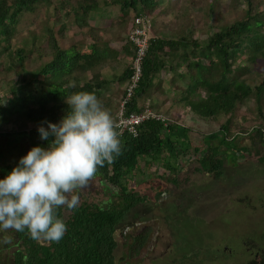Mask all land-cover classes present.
<instances>
[{"label": "trees", "instance_id": "16d2710c", "mask_svg": "<svg viewBox=\"0 0 264 264\" xmlns=\"http://www.w3.org/2000/svg\"><path fill=\"white\" fill-rule=\"evenodd\" d=\"M208 3L203 12L207 27L203 32L198 29L201 36H207L206 46L194 36L197 27L192 16L189 25L178 26L179 31L149 36L140 80L125 101L123 111H141L146 99L160 90L199 118L217 121L224 116V121L218 122L221 137L215 131L203 134L201 144L193 147L198 169L218 177L224 163L218 153L222 145L235 141L240 130L247 129L249 119L239 115L241 106H245L246 112L258 113V118L250 120L254 124L251 130L263 141L264 0H235L225 14L220 11L218 0ZM160 5V0H0V72L4 73L0 137L8 139L7 146L12 141L26 144L18 149L13 161H8L0 143V179L32 147L49 146L53 137L42 140L35 125L61 121L70 111L67 97L74 93H94L116 119V110L125 97L124 86L133 74L132 62L121 69L119 60H132L135 48L127 39H114L128 28L125 15L119 23L101 29V35L96 34L90 22L114 8L152 21L153 14L157 19L158 12H167L159 10ZM23 12L34 15L37 21L43 14L49 29L41 30L34 23V28L26 27V34L20 36L21 45L14 46V26L18 14ZM231 17L237 19L229 22ZM76 26H87L81 35L83 40L91 39V43L84 51L68 34ZM174 54L181 62H174ZM182 65L183 72L178 70ZM113 66L119 68L118 74L108 78L107 68ZM162 72H171L167 89L161 85ZM244 75L250 84L243 81ZM239 82L246 86V91L236 87ZM111 86L117 88V93L110 92ZM5 127L11 131L6 132ZM190 134H194L192 127L155 119L143 121L136 136L122 132L121 154L113 163L99 168L91 182L97 192L93 194L89 188V194L75 210H59L67 223V232L59 242H37L27 230H12V241L5 247L12 249L13 264H115L118 225L147 199L135 189L130 176L143 173L141 162L162 166L166 175L171 176L168 172L179 169V160L186 164L187 150L193 145ZM149 232V227H143L131 236L126 252L129 259L138 257Z\"/></svg>", "mask_w": 264, "mask_h": 264}, {"label": "rangeland", "instance_id": "374dc122", "mask_svg": "<svg viewBox=\"0 0 264 264\" xmlns=\"http://www.w3.org/2000/svg\"><path fill=\"white\" fill-rule=\"evenodd\" d=\"M218 1L220 11L224 14L235 2ZM160 3L159 10L166 9L167 12L164 14L158 12L157 19L153 14L152 21L147 17L150 21L148 36L179 31L181 28L178 29V26L189 25L192 16L197 27L194 36L202 39L204 46L207 45V36H201L198 29H202L203 32L207 27L203 12L209 4L208 0H160ZM109 13L115 15L111 16ZM124 15L128 28L124 33L114 37L115 40L123 41L127 39V32L133 19L130 11L120 13L114 8L103 16L95 17L90 25L96 34L101 35V29L119 23ZM176 16L179 18L176 19ZM18 19L12 39L14 46L21 45L20 36L26 34V27L34 28L36 25L34 23H38L41 30L49 29L43 14L39 16L38 21L34 15L24 12L18 14ZM236 19L237 17H231L229 22ZM86 30L87 26H76L68 33L81 51L88 49L91 43V39H82L81 33ZM191 49L189 47V50ZM131 62V58L122 57L119 60V67L123 69ZM178 70L183 72V65ZM118 71L119 68L114 66L107 68L108 78L118 74ZM160 76L163 80L162 88L167 89L171 72H162ZM241 77L245 83L250 84L251 81L246 80L245 75ZM2 78L4 73L0 72V103L4 102ZM155 81L159 83L158 80ZM236 87L246 91V86L241 82ZM116 89L111 86L110 92L113 93ZM151 95L144 102L143 109L149 107L169 121L192 127L194 134H190V138L193 139V145L187 150L186 164L179 160V169L167 171L171 176L166 175V170L162 166H149L144 162H141L143 173L130 176L135 189L147 199L139 203L118 225L115 232L117 241L115 264H263L264 143L254 130H251L254 124L250 121L258 118V113L251 114L245 111V106L240 107L239 115H246L249 119L245 124L247 129H241L240 137L236 136L235 141L228 140L227 145H222L225 151L221 148L218 153L224 163L220 175L214 177L213 172L198 169L199 164L194 157L193 147L201 144L203 134L215 131L220 138L218 122H223L224 116H219L217 121L199 118L187 111L188 107L175 103L170 96L160 90ZM119 109L120 105L116 115ZM40 125L36 124L35 127L38 128ZM44 126L47 127L48 124ZM5 131L9 133L11 128L5 127ZM7 140L6 137H0L4 157L8 161H13L18 155V149H23L26 144L24 141L17 143L12 141L7 146ZM172 152L174 153V150ZM171 160L174 161L175 157L172 156ZM89 188L93 194L97 192L90 184L79 192L80 200L89 194ZM65 215H68V211H65ZM143 227L150 228L148 240L138 257L129 259L126 255L127 244L131 241V236ZM12 236V230L0 231V264H13L12 249L5 247L12 241Z\"/></svg>", "mask_w": 264, "mask_h": 264}, {"label": "clouds", "instance_id": "9594fccd", "mask_svg": "<svg viewBox=\"0 0 264 264\" xmlns=\"http://www.w3.org/2000/svg\"><path fill=\"white\" fill-rule=\"evenodd\" d=\"M66 103L70 111L59 123L38 127L42 140L53 137L49 146L32 147L0 179V231L59 242L67 232L59 210H75L79 192L121 154L120 125L94 93H74Z\"/></svg>", "mask_w": 264, "mask_h": 264}, {"label": "built area", "instance_id": "2783aa9c", "mask_svg": "<svg viewBox=\"0 0 264 264\" xmlns=\"http://www.w3.org/2000/svg\"><path fill=\"white\" fill-rule=\"evenodd\" d=\"M150 29V21L145 16H135L132 19L131 27L127 32V40L134 46L135 54L132 59L133 74L130 80L125 84V97L120 104V109L116 115V121L120 125L118 129L121 133L126 131L132 136L137 135V127L147 119H155L166 123L169 121L161 113L151 110L149 107H145L139 112H132L125 114L123 111V105L134 93L135 88L141 77V64L146 54L148 47V30ZM264 142V133H263Z\"/></svg>", "mask_w": 264, "mask_h": 264}, {"label": "crops", "instance_id": "0c3cea01", "mask_svg": "<svg viewBox=\"0 0 264 264\" xmlns=\"http://www.w3.org/2000/svg\"><path fill=\"white\" fill-rule=\"evenodd\" d=\"M167 56H169L168 54H166V58H167ZM172 59H174V62L176 63V62H181V60H178V58L176 57V55L174 54V56H172ZM170 60V59H169Z\"/></svg>", "mask_w": 264, "mask_h": 264}]
</instances>
